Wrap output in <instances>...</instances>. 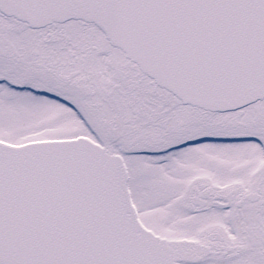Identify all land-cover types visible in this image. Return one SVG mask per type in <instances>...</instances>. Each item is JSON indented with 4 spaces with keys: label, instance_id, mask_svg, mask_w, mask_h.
Instances as JSON below:
<instances>
[{
    "label": "snow or ice",
    "instance_id": "1",
    "mask_svg": "<svg viewBox=\"0 0 264 264\" xmlns=\"http://www.w3.org/2000/svg\"><path fill=\"white\" fill-rule=\"evenodd\" d=\"M0 264H264V0H0Z\"/></svg>",
    "mask_w": 264,
    "mask_h": 264
}]
</instances>
